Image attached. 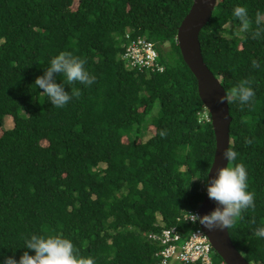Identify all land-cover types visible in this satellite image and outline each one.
Listing matches in <instances>:
<instances>
[{
    "label": "trees",
    "instance_id": "trees-1",
    "mask_svg": "<svg viewBox=\"0 0 264 264\" xmlns=\"http://www.w3.org/2000/svg\"><path fill=\"white\" fill-rule=\"evenodd\" d=\"M71 1L0 0V128L5 117L16 128L0 138V253L18 259L30 233H59L95 264H157L147 234L189 229L183 214L200 206L215 151L175 41L194 0H76L74 9ZM236 4L254 27L264 0H217L198 38L225 93L244 79L255 91L250 106L228 102L229 146L247 168L255 207L227 229L248 263L264 264L255 234L264 225V40L233 33ZM138 38L155 44L162 72L128 67L123 45ZM62 50L85 58L96 79L75 83L80 97L55 107L33 82Z\"/></svg>",
    "mask_w": 264,
    "mask_h": 264
},
{
    "label": "clouds",
    "instance_id": "clouds-1",
    "mask_svg": "<svg viewBox=\"0 0 264 264\" xmlns=\"http://www.w3.org/2000/svg\"><path fill=\"white\" fill-rule=\"evenodd\" d=\"M231 15L239 21L240 32L251 39L264 40V12H256L254 27L250 26L249 12L245 5H234ZM251 65L256 67L257 60L253 59ZM60 76L63 80L58 79ZM95 79L96 76L86 67L85 58L70 50H62L50 58L48 66L43 68L41 75L35 77L33 83L36 88L42 90L40 92L51 105L64 107L81 95V89L73 86L75 83L89 86ZM254 97L255 91L251 81L244 79L219 96L217 102H235L240 107H245L251 105ZM166 134V129L159 132L161 137ZM253 140L254 138L245 137L244 142L251 144ZM222 156L227 160V164L216 168L215 175L208 177L210 182L206 183L207 195L216 202V206L203 215L188 212L192 222H198L209 230L227 229L244 211L255 207V194L248 187L247 168L242 162H236L238 152L227 145L222 151ZM255 234L264 238V225L258 226ZM22 248L25 250L18 259L0 253V264H95L94 257L80 255L73 241L59 233L43 235L32 232L24 237ZM28 250H32L31 254Z\"/></svg>",
    "mask_w": 264,
    "mask_h": 264
},
{
    "label": "water",
    "instance_id": "water-1",
    "mask_svg": "<svg viewBox=\"0 0 264 264\" xmlns=\"http://www.w3.org/2000/svg\"><path fill=\"white\" fill-rule=\"evenodd\" d=\"M217 0H194L187 15L180 23L176 44L181 57L197 83L198 96L202 105L207 109L210 116V124L214 133L215 151L213 160L207 174L208 177L215 175L218 167L225 166L227 160L223 158V149L230 144L229 125L231 118L228 112V102H217V98L225 94L219 79L215 78L204 64L199 44V32L209 22L212 10ZM216 206V202L207 195L206 188L203 200L198 212L203 215ZM207 236L214 253L221 259L223 264H250L241 253L234 247L228 229H207L200 225Z\"/></svg>",
    "mask_w": 264,
    "mask_h": 264
},
{
    "label": "built area",
    "instance_id": "built-area-1",
    "mask_svg": "<svg viewBox=\"0 0 264 264\" xmlns=\"http://www.w3.org/2000/svg\"><path fill=\"white\" fill-rule=\"evenodd\" d=\"M128 39V37H126ZM122 58L128 67L139 68L147 72H162L163 66L156 62L158 54L154 43L142 38L123 45ZM199 122L210 121L205 108L198 113ZM198 209L188 212L198 213ZM183 214V221L188 225L187 231L179 232L175 227L163 228L160 233L147 234V239L159 246L157 264H169L171 260L179 264H213L211 244L198 222L190 220V214ZM193 227V228H192Z\"/></svg>",
    "mask_w": 264,
    "mask_h": 264
},
{
    "label": "rangeland",
    "instance_id": "rangeland-1",
    "mask_svg": "<svg viewBox=\"0 0 264 264\" xmlns=\"http://www.w3.org/2000/svg\"><path fill=\"white\" fill-rule=\"evenodd\" d=\"M70 7L71 9H74L76 7V0L71 1ZM228 28L229 30H231L229 26ZM238 31H239L238 29H235L233 33ZM163 47L165 50H167L168 45H164ZM156 108H157V104H155L154 106V112L156 111ZM152 133H153L152 130L149 128L146 131H144L142 134V141L145 142L152 135ZM15 136H16V128L12 122V119L10 117H5L3 120V125L0 128V138L4 140H10ZM210 258L212 260L214 259V255L212 253L210 254ZM169 264H179V263L174 260H171Z\"/></svg>",
    "mask_w": 264,
    "mask_h": 264
}]
</instances>
